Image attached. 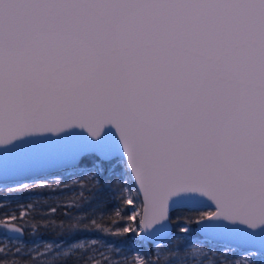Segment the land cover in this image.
<instances>
[{
  "label": "snow or ice",
  "instance_id": "1",
  "mask_svg": "<svg viewBox=\"0 0 264 264\" xmlns=\"http://www.w3.org/2000/svg\"><path fill=\"white\" fill-rule=\"evenodd\" d=\"M49 166L119 197H70L43 264H264V0H0V175ZM137 229L169 243L78 235ZM0 264L41 262L5 244Z\"/></svg>",
  "mask_w": 264,
  "mask_h": 264
},
{
  "label": "trees",
  "instance_id": "2",
  "mask_svg": "<svg viewBox=\"0 0 264 264\" xmlns=\"http://www.w3.org/2000/svg\"><path fill=\"white\" fill-rule=\"evenodd\" d=\"M127 180V177L124 178ZM72 181V180H69ZM78 183L70 188L68 190H63L64 188H60L59 186L53 185V189H48L44 185H37L35 189L30 190H18L13 189L11 191H6L4 189L0 190V200L3 196L6 195H12L14 197L20 198V199H28L29 196H31L30 199L32 200H26L28 204H33L34 209L29 210L25 208V211L22 214H15L12 217L9 215H4L6 212L5 206L0 205V219H3L4 221L8 223L15 224L16 228H20L22 231V234H18L17 236H13V238L19 240L20 244L15 243H9L7 245L13 246L14 248H21V256L24 259H28L29 257L39 260L41 264H43V261L46 259H49L47 253L48 249L43 248L42 249V243H61V244H69L73 241L74 237L67 235V229L66 227H61V221L63 220L64 224H67V218L62 216L61 213L66 212L67 209L63 208L62 206L65 204H71L72 201L69 199L73 195L79 196L80 193H83L87 197H95L96 200L100 199H118L119 197V185L118 184H112L111 188L105 187L103 191L100 192H91L88 191L85 187H83L79 181H84V177L78 178ZM86 183V181H84ZM69 185H72V182H66ZM120 184H123V181H120ZM96 200H93V204L96 203ZM47 202V203H45ZM136 202L134 201L132 205H126L129 209L132 208ZM52 207H59V211L56 212L55 215H51L49 213V209ZM102 211V206L98 208L97 215L99 216ZM180 214H174L173 215V223L174 226L172 227V232H176L177 223H185L184 218L188 215V213H184L183 216H180L178 219L177 217ZM16 217L15 219L13 217ZM6 217V218H5ZM11 217V218H9ZM19 221V223L17 222ZM199 220L198 216L193 217V225ZM26 221H30L27 222ZM48 221H55V223H48ZM129 224L132 227H135V221H129ZM186 224V223H185ZM35 225V227H33ZM187 225V224H186ZM189 227V225H187ZM9 231L12 232L10 229ZM137 231V230H136ZM0 232H4L3 228L0 227ZM118 230H113L111 235H103L101 233L97 232H90V231H80L78 235L81 238L88 237L94 239H101L105 245H112L115 249H120L121 251H125L126 254L121 256V258L132 256L131 255V249L136 242V232L135 235L132 233H124L122 236L117 235ZM8 234H10L8 232ZM8 238H11L5 234ZM34 243H38L34 245ZM172 243H177L176 238L172 241ZM5 244L0 241V247H3ZM142 246V250L146 251L148 250L149 244H140ZM99 251L103 252L104 248L99 247ZM37 253L39 255H37ZM109 253L105 252V256H108Z\"/></svg>",
  "mask_w": 264,
  "mask_h": 264
},
{
  "label": "rangeland",
  "instance_id": "3",
  "mask_svg": "<svg viewBox=\"0 0 264 264\" xmlns=\"http://www.w3.org/2000/svg\"><path fill=\"white\" fill-rule=\"evenodd\" d=\"M72 173H73V169L70 168V169H66V170H63V171H59L57 173L50 174L48 176L41 177L43 179L36 178V179H31V180H28V181H23V182H18V183H22V184H25V185L36 183L37 185H41L42 186V185H44L43 181L47 180L49 183H52L53 185L59 186L60 188H64L63 185H59V184H56L54 182L56 180V178L59 177L60 179L64 180V185L68 186L66 189L65 188L63 189L65 191V190H68V188H70V187L73 188V185H69L66 182H72L73 180L77 181L79 177H84L86 175L85 173H81L79 176H77V175H73ZM65 177H67V178L65 179ZM69 180H72V181H69ZM18 183L2 184V185H0V190L4 189V190L8 191V190L17 189L18 188ZM125 195L127 196L128 194L125 193ZM31 196H29L28 199L23 200V199L14 197L12 195H6V196H3L2 199L0 200V205L5 206L6 212H8L9 216L12 217L13 215L18 214V213L22 214L25 211V208H23L21 206L22 205H27L28 203L25 202V201L26 200H32V199H30ZM134 207H135V205L132 208H134ZM136 212H140V208H136ZM129 214L131 215L133 213H129ZM11 217H9V218H11ZM186 227H188V226L185 223H177V225H176L177 231L175 233L172 232L171 235H170L171 242L178 235L182 236L183 233H181L180 229L186 228ZM9 233L11 234V231H9ZM10 234H7V235H10ZM9 237H11V238H8L5 235L4 232L3 233L0 232V241L3 242L4 244H9V243L20 244L19 240L13 238V236H9ZM135 238H136V242H134V244L132 246V249H131V255L132 256H135V254L137 252L143 253V252H147L149 250H152L153 252H155L157 245L167 246L168 243H169V239H166V240L161 241V242H156V243H153V244L148 243L149 244L148 250L143 251L142 250V246L140 244H145L147 242L141 240V238L139 237V229H137V231H136ZM92 239H94V237ZM36 244H38V243H36ZM36 244L34 243V245H36ZM45 244H48V243H42V249L45 248L44 247ZM56 244H61V243H56ZM251 252H254V251H251ZM125 254H126V252L122 250L121 251V256H123ZM243 256H244V254L241 253V258H243Z\"/></svg>",
  "mask_w": 264,
  "mask_h": 264
},
{
  "label": "water",
  "instance_id": "4",
  "mask_svg": "<svg viewBox=\"0 0 264 264\" xmlns=\"http://www.w3.org/2000/svg\"><path fill=\"white\" fill-rule=\"evenodd\" d=\"M66 169H70V168H64V167H59V166L34 167L22 173H17V172L10 170L7 176L0 175V185L7 184V183H18V182L28 181L31 179L41 178V177L48 176L53 173H57L59 171L66 170ZM212 210H215L214 207ZM171 233H172V228L170 229V235ZM143 236H144V233L141 230H139V237L141 238V240L147 243H150V244L161 242L167 239V238L166 239L152 238V239L145 240L143 239ZM250 250L255 252V249H250Z\"/></svg>",
  "mask_w": 264,
  "mask_h": 264
}]
</instances>
